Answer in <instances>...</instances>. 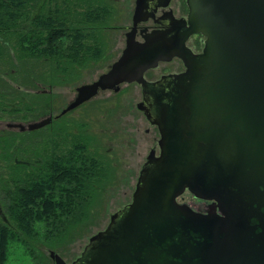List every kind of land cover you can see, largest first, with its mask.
I'll return each instance as SVG.
<instances>
[{
	"label": "water",
	"instance_id": "water-1",
	"mask_svg": "<svg viewBox=\"0 0 264 264\" xmlns=\"http://www.w3.org/2000/svg\"><path fill=\"white\" fill-rule=\"evenodd\" d=\"M140 1V0H139ZM111 70L77 88L67 114L123 84L143 88L138 105L159 129L160 154L144 164L130 204L111 215L72 264H264V0H187L180 30L136 38ZM204 37L194 54L186 41ZM173 58L186 70L149 82ZM53 116L12 124L35 131ZM189 190L216 200L223 215H203L177 198ZM56 264H68L51 252Z\"/></svg>",
	"mask_w": 264,
	"mask_h": 264
},
{
	"label": "rangeland",
	"instance_id": "rangeland-1",
	"mask_svg": "<svg viewBox=\"0 0 264 264\" xmlns=\"http://www.w3.org/2000/svg\"><path fill=\"white\" fill-rule=\"evenodd\" d=\"M87 1L99 4L109 10L108 19L100 23V26L94 24L90 26L91 32L94 33L98 41L105 43L102 47V58L98 62L91 63L88 68H77L76 73H72L73 76L66 78L52 76V68L48 62L31 60L32 63H24V65L16 62L17 67L15 68L9 67L10 65H1V76L11 82L13 86L29 89L39 97H35L34 101L31 97H27L25 106L19 104L20 112L23 111L22 114L10 116L0 113V132L14 131L21 134L18 141L19 159L32 163L38 158L39 164H41L40 160L43 162L50 155L49 159L51 160L53 153L59 154V156L66 155L65 159H70L71 153H74V150L77 151L75 149L76 138L87 136L83 138L89 141L87 142L89 156L100 155L106 170L108 169V174L106 178L103 176L101 179L98 178L100 183H96L97 199L91 203L87 215L80 211L79 216L83 221L75 225V231L66 234L68 239L65 238V233L62 230L55 233V236L61 239L60 243L49 244L48 238H51L53 233L50 225L45 226L44 223H37L38 234L31 242L33 247L29 246L30 249L23 244L13 243L10 248L8 264H54L50 257L51 250L57 251L69 261L77 258L90 238L110 223L111 215L132 200L140 171L152 147L151 136L146 131L147 126L143 121V115L134 108L142 100L141 89L138 85L125 87L123 92L117 96L109 94L100 96L93 103L83 105L57 120L53 127L49 126L22 134L23 132L10 129L7 126V123L10 122L28 124L47 118L50 110L48 108L41 109L40 104L43 101L41 98L47 99V103L53 108V112H51L54 115L62 113L74 98L78 87L93 82L119 58L126 45L125 32L132 26L135 0H84L86 6L88 5ZM63 6L68 12L70 6L66 4V0H53L46 9L53 10ZM75 9V5H71L73 15H75ZM80 10L78 12L83 11V9ZM13 41L14 39H11V42ZM11 51L13 53L12 49ZM16 59L14 57L15 61H17ZM12 70L14 77L9 74L10 71L12 73ZM32 71L37 74L38 82H35V85L23 82L24 79L33 78ZM40 76L44 80H40L43 79ZM63 129L71 133L70 139L66 135L61 136ZM30 150L37 153V157L32 155ZM30 165H26V167L30 168ZM36 169H38L37 172L41 170L40 168ZM1 172L0 168V178L7 177L8 179L9 172L5 174L6 177L4 175L2 177ZM2 196L0 194V199L3 198ZM184 200L194 201V197L187 194ZM5 201H2L3 209L11 218L7 209L10 200L6 199ZM11 225H13L12 220Z\"/></svg>",
	"mask_w": 264,
	"mask_h": 264
},
{
	"label": "trees",
	"instance_id": "trees-1",
	"mask_svg": "<svg viewBox=\"0 0 264 264\" xmlns=\"http://www.w3.org/2000/svg\"><path fill=\"white\" fill-rule=\"evenodd\" d=\"M52 2L0 0V66L15 68L16 62L24 65L32 63L31 60L48 62L52 76L66 78L73 76L77 68H88L102 58L105 43L98 41L90 26H100L108 19L109 10L91 1H87L86 6L84 0H66L70 6L68 12L64 6L47 10V5ZM71 5H75V15ZM80 9L83 11L78 12ZM11 39L14 41L11 42ZM10 72V76L14 77L13 70ZM32 72L33 78L23 82L32 85L38 82L37 74ZM18 88L0 75V113L10 116L22 114L19 104L25 106L27 97H31L32 101L39 97L29 89ZM41 100V109L47 108V99ZM62 133L61 136L72 137L68 130L63 129ZM20 135L14 131L0 132L1 176L7 173L3 165L7 163L11 167L8 179L6 176L0 178V194L4 202L10 200L8 207L13 224L10 226L0 220V264H8L13 243L28 247L33 245L31 242L38 234L37 223L50 225L53 233L48 241L52 245L61 241L55 233L63 230L66 236L75 231V225L83 221L80 211L87 215L91 203L97 199L96 183L108 174L100 155L89 156V141L83 138L87 136L76 138L77 151L71 153L70 159L53 153L51 160V155L47 157L48 161L41 157L45 160H40L39 164L37 158V163L30 161L31 167L28 168L17 162L23 161L18 154ZM31 154L37 157V153L31 151ZM36 168L41 170L37 172Z\"/></svg>",
	"mask_w": 264,
	"mask_h": 264
},
{
	"label": "flooded vegetation",
	"instance_id": "flooded-vegetation-1",
	"mask_svg": "<svg viewBox=\"0 0 264 264\" xmlns=\"http://www.w3.org/2000/svg\"><path fill=\"white\" fill-rule=\"evenodd\" d=\"M138 1L139 0H135V2H134V9H133V13H132V26H130V29L125 32L126 45H125L124 49L122 50L119 58L122 56V54H123V52H124V50H125V48L127 46V34L133 30V27H134L133 18H134V15H135V9H136V6L138 4ZM139 2L142 5V7H144L143 8L144 9L143 10L144 11V18H146L147 20L145 22H143V23H140L139 26L136 29V38L138 40L143 41V36L144 35H148L149 33H152L153 31H165V30L169 31L171 29H176V30L179 29V31L181 32L180 27H179L180 26V22L184 18L187 19L188 13H189L187 0H140ZM186 46L194 54H199V53L202 52V50L204 48V37L202 35H199V34H194L190 38L187 39ZM119 58L115 62H117L119 60ZM115 62L110 64L106 68V71L103 72L102 74H100L93 82L98 80L101 75L109 72L111 70V67L113 66V64ZM185 70H186V68H185V65H184L183 61L181 59H179V58H173L169 62H160L159 66L157 68L152 69V70L148 71L145 74V78L149 82H155V81L160 80L163 76L181 74ZM93 82H91V83H93ZM131 85H138L140 87V89H141L142 100L139 101L134 106V108H136L139 111V113H141L143 115V118H144L143 121L146 123V126H147L146 127V131L149 133V135L151 136V140H152V147L150 149L149 155L146 157V161H145V163H146L147 160H148V157L150 156V154L152 152H155L157 156L160 154L159 141L161 139V135H160L158 127L156 125H153L150 122V120L148 119V117L145 115V113L143 111L139 110V108H138V105L143 101V88L139 84H137V83L123 84V85H121L119 92H115L113 90L100 91V93L98 94L97 97H95L94 99H92L91 101H89V102H87V103H85L83 105H86L88 103H93L100 96H104V95H107V94L112 95V96H117L118 94L123 92L125 87L131 86ZM76 95H77V89H76L75 96ZM75 96H74V98H75ZM82 106H80V107H82ZM47 108H48V110H50L49 116L47 118L53 116V120H52L51 124L49 125L51 127L54 126V124H55V122L57 120H60L64 116H67L68 114L71 113V112H69V113L64 114V115H62L60 113L58 115H54V113H52L53 112V110H52L53 108L51 106H49V104H47ZM12 124H17V123L10 122V123H7V126L10 129H13V130H19L18 128L11 127ZM49 126H47V128ZM52 130L55 131L56 129L55 130L52 129ZM17 162L20 163V164H25V165H30L31 164L29 162H24V161H21V162L17 161ZM6 164L3 165V167L5 169H7L6 172L11 171V170H9V169H11V167L7 166ZM144 164H143V166H144ZM143 166H142V168H143ZM140 173H141V171H140ZM139 177H140V174H139ZM139 177H138V179H139ZM187 194L192 195V197H194V201L191 200V201L187 202L186 200H184ZM132 199H133V196H132ZM2 201L3 200L0 199V220L3 223L11 226V218H9L8 214L5 213V211L3 209V206H2ZM131 202H132V200L129 203H127L126 205H124L123 207L119 208L117 211L123 209L125 206H127ZM177 202L180 205L189 206L193 211H195L197 213H200V214H203V215H209V214H212V213L218 214V215H223V213L219 209L218 201H216L214 199L213 200H209V199L198 198L193 193H191L189 190H186L183 194H181L177 198ZM7 209L10 211L9 207H7ZM108 225L106 226V228L102 229L101 231L106 230ZM101 231H99V232H101ZM89 242H90V240H89ZM89 242H88V244H89ZM86 246L84 247V249L82 250L80 255L77 258H75L74 260H72V261L66 260L63 256H61V257L68 264H72L73 262H75L77 259H79L82 256ZM53 251L55 253L59 254L57 251H55V250H53ZM51 252L52 251H50V253ZM50 256H51V254H50ZM51 259H52V261H54L53 263L56 264L55 260L53 258H51Z\"/></svg>",
	"mask_w": 264,
	"mask_h": 264
}]
</instances>
